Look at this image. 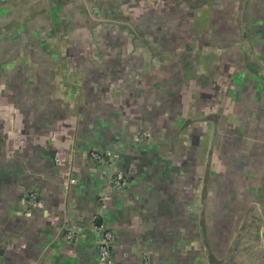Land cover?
<instances>
[{"label":"crops","instance_id":"1","mask_svg":"<svg viewBox=\"0 0 264 264\" xmlns=\"http://www.w3.org/2000/svg\"><path fill=\"white\" fill-rule=\"evenodd\" d=\"M241 4L0 0V264H264V0Z\"/></svg>","mask_w":264,"mask_h":264},{"label":"built area","instance_id":"2","mask_svg":"<svg viewBox=\"0 0 264 264\" xmlns=\"http://www.w3.org/2000/svg\"><path fill=\"white\" fill-rule=\"evenodd\" d=\"M149 134L147 132H141L139 138H146ZM91 156L97 162H105L108 152H103L100 150L90 149ZM111 185L114 189L125 190L129 184L128 177L122 173H114L111 175ZM40 192L37 189L29 190L23 195V201L28 204L26 213L30 214L31 209L36 207L39 203ZM97 240H96V253L99 259L102 261L112 263V245L115 239V231L112 227L105 224H97ZM77 233V228L72 223L65 224V232L62 236V240L65 242L71 241L75 234ZM141 264H151L150 255L145 252L142 255Z\"/></svg>","mask_w":264,"mask_h":264},{"label":"water","instance_id":"3","mask_svg":"<svg viewBox=\"0 0 264 264\" xmlns=\"http://www.w3.org/2000/svg\"><path fill=\"white\" fill-rule=\"evenodd\" d=\"M249 1H250V0H242V4H241V6H242L243 11L246 12V13H248ZM107 157H108V154H107ZM127 187H128V186H127ZM126 189H127V188H126ZM28 191H29V190H28ZM28 191H27V192H28ZM27 192H26V193H27ZM34 208H35V207H34ZM34 208H33V209H34ZM33 209H31L32 212H33ZM32 212H31V213H32ZM64 221H65V220H64ZM101 221H102V220H100V222H98V224H102ZM66 223H72V222L68 220V221H66V222L62 225V230H61V232H60V235L58 236V237H59L58 240H59V239L62 240V236H63V234H64V232H65V224H66ZM72 224H73V223H72ZM74 225H75V224H74ZM262 225H264V221L261 222V226H262ZM75 226H76V225H75ZM76 228H77V227H76ZM78 231H79V230H78V228H77V233L75 234L74 238L77 236ZM74 238H73V239H74ZM73 239H72V240H73ZM62 241H63V240H62ZM64 242H65V241H64Z\"/></svg>","mask_w":264,"mask_h":264},{"label":"flooded vegetation","instance_id":"4","mask_svg":"<svg viewBox=\"0 0 264 264\" xmlns=\"http://www.w3.org/2000/svg\"><path fill=\"white\" fill-rule=\"evenodd\" d=\"M137 139L140 140L139 135H138Z\"/></svg>","mask_w":264,"mask_h":264}]
</instances>
